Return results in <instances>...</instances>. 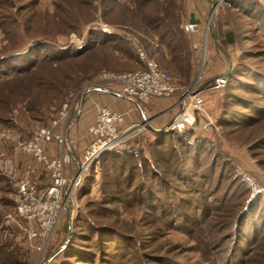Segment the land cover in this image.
Returning <instances> with one entry per match:
<instances>
[{
    "label": "rangeland",
    "instance_id": "obj_1",
    "mask_svg": "<svg viewBox=\"0 0 264 264\" xmlns=\"http://www.w3.org/2000/svg\"><path fill=\"white\" fill-rule=\"evenodd\" d=\"M246 1L251 0H215L216 7L208 6L206 23L199 29L188 22L190 0H0V67L7 69L0 70V264H60L61 252L73 246L78 253L87 252L84 254L89 263L93 261L90 264H153L155 260L159 262L156 264H164L165 260L179 264H264V206L251 201L248 204L227 169L220 181V162L214 173L209 171L210 166L202 160L206 156L210 164L212 154L208 151L202 158L193 154L195 161L191 165L185 158L180 159L187 151L183 146L179 148L171 139H164L167 144L160 148L162 158L175 155L174 161H180L173 168L160 163V175L144 183L156 193L152 196L161 200L158 208L163 207L166 213L160 219L135 200L144 188L139 185L137 192V182H143L139 173L113 171L108 161L101 160L104 156L85 172L76 173L74 166V162L81 165L91 142L89 130L97 108H108L95 103L92 112L86 113L84 105L91 90L119 91L118 83L102 80L103 76L144 70L138 56L141 51L147 61L169 77L176 91L170 97L138 103L149 111L143 120L136 116L137 120L126 122L125 113L118 112L123 115L118 130L128 134V139L116 151L133 149L149 158L153 139L168 134L165 127L187 112L195 122L181 134H190L192 141L198 143L204 141L207 148L217 147L264 190V117L250 111L264 112V97L247 86L248 78L239 76L246 66L264 73V37L256 34L252 22L243 15ZM252 1L264 5V0ZM175 20H179L184 48L168 54L157 37L170 29V22ZM189 24L194 26L192 32L185 31ZM150 25L154 29H149ZM93 32L118 36L129 48L122 40H116L111 47L93 49ZM228 33L234 35L233 44L225 42ZM86 43L91 52L81 51L75 56L74 50ZM26 50L27 54L21 56ZM40 61L43 62L32 74L22 70ZM234 68L238 74L230 80ZM17 69L22 70L20 75L7 76ZM221 78L227 83L216 89ZM196 96L202 100L200 112L192 109ZM131 108L138 113L133 104ZM230 112L236 117L228 120L236 123L220 125ZM82 115L90 119L85 127L88 143L65 168L66 178L76 176L78 182L70 190L68 202L61 201L60 219L50 241L42 248L37 238L30 240L25 231L38 236L41 230L37 222H29L18 214L19 206L25 203L19 186L26 184L31 188L32 202L55 201L49 195L53 171L47 165L68 153V125ZM53 121L56 125L52 136H62L64 146L56 141L37 143L48 160L40 162L26 146ZM209 122L211 128L205 129L203 126ZM135 125L144 128H134ZM171 143L178 147L176 152H170ZM161 180L172 188L160 194L157 191L164 188ZM103 193L109 197L124 196V203L104 206ZM172 201L181 209L170 208ZM237 214V221L228 223ZM87 220L106 228L107 237H113L108 238L113 240V246L102 249L105 260L98 257L93 247L95 236L91 239ZM195 234L204 242L194 241ZM123 237L139 241L141 247H122ZM75 260L78 257L70 260L71 264H82Z\"/></svg>",
    "mask_w": 264,
    "mask_h": 264
},
{
    "label": "trees",
    "instance_id": "obj_2",
    "mask_svg": "<svg viewBox=\"0 0 264 264\" xmlns=\"http://www.w3.org/2000/svg\"><path fill=\"white\" fill-rule=\"evenodd\" d=\"M110 1H113V0H105V2H107V3ZM244 4L246 7V10L242 11L243 15L245 16V18L247 20L252 22L251 23L252 28L254 29L256 34L257 35L259 34V35L264 37V5L259 4L258 2H255L252 0L246 1V2H244ZM149 29H154V28L150 25ZM157 38L159 39L158 42L161 44V46H163V50H165L168 54L171 53L170 50L176 51V50H182L184 48L185 41H184L183 35L180 34L179 20H175L174 22H170V29L166 28V30H164V32H162V34L160 36H158ZM224 38H225V42L227 44H233L234 43V35L232 33L226 34V36ZM92 39H93V42H92L91 46L94 45L93 49H98L101 47H111L110 44L114 45L115 44L114 42L116 40L117 41L122 40L123 45H125L127 49L129 48L126 41H124L123 39L119 38L118 36H115L112 34L106 35V34H102L99 32H93L92 33ZM87 44L88 43H86V45H84L83 47L76 49V51L74 50V52L76 53L75 56L79 55V53L81 51L82 52H86V51L91 52V50H90L91 46L89 44L88 45ZM94 47H96V48H94ZM27 52H28V50H26L25 52H23L20 55L24 56L27 54ZM77 52H78V54H77ZM70 53H68V55ZM73 57H74V55H73ZM263 58H264V55H263ZM42 62L43 61H40L38 64L35 63L36 65L34 64L35 66H33L32 68H23L22 70L26 71L27 72L26 74H32ZM0 68H1L0 70H7V69H4L5 67H0ZM245 68H246V70H240L239 76H244V77L248 78L250 80V82L248 83V85L240 82V80H236V82L240 85H244V86L247 85L250 88L256 89L257 90L256 92L264 97V73L260 72L259 69H253L250 66H248V67L246 66ZM22 70L17 69L16 72H12V73L8 74L7 76H10V77L18 76L21 74ZM237 70L238 69L234 68L233 71H231L232 73H231V75H229L228 79H230V80L235 79L234 76L238 74ZM7 76H4V77H7ZM2 78L3 77L0 78V81ZM226 83H227V80H226ZM252 85L254 87H252ZM250 111H251V113L258 114L262 118L264 117V112H261L262 111L261 109H253ZM235 117L236 116L233 114V112L232 113L230 112V114L228 116L222 118L223 121H225V122H221L220 125L221 124L224 126L233 125L234 123H236V121L230 122V120H228V119H234ZM166 138L171 139L177 145L179 144L178 145L179 148L183 146V148L187 150V151L185 150L186 153L184 152V154H183L185 156H183V157L180 156L181 157L180 159L185 158V160L190 162L191 165L195 161L194 156H192L193 154L197 155L198 158H202L201 156L204 155L205 151H208L209 154L211 153L212 154L211 161L212 160L213 161L212 162L209 161L210 164L207 163L208 159L206 156H205V158L204 157L202 158V160L205 162V164H208L210 166V169H208V170L211 171L212 173H214V171L217 169V163L220 162V165L218 166L219 171H220V175H221L220 181L222 180V172L225 169H227L229 171L231 177L233 178V180L235 182L237 181V185L240 188V189L238 188V191H239L240 195H242L246 198V202H248V204H250V201H251V204H253V202H254L256 204L258 203L257 204L258 206L260 204L261 205L263 204V206H264V190L259 189L255 185L252 178H250L246 174L240 172L238 165L232 159H229V157H227L222 151H219V149L217 147L212 148L210 146L207 148V147H205L206 143L204 141H202L201 143H198L195 140L192 141L190 134H187V133H183V134H181V133H168V134H161L159 136H156L153 139L152 147L154 149H153L152 153L151 152L149 153L150 154L149 158L144 157L140 151L133 150V149L130 150L129 152L128 151H121V152L113 151V152H110L108 154H105L104 157L101 158L102 161L105 160V161L109 162L108 164L112 168L111 170H113V171H118L121 173L122 172L124 173V171H128L127 173H131V174L139 173V176L141 177L140 179L142 180V178H143V182H141V184H139V182H137V185H136L137 192H138L139 185L144 186V188L142 189L141 194L139 196H136V198L134 196V198L138 204L141 203V205L143 206L144 209L149 211L151 214H154V215L150 214L151 216H155V218L157 217L158 219H160L164 210H163V207H161V209L158 208V207H160V205H158V204L161 202V200L155 199V196H152L156 193L150 192L149 187L144 185L145 180L150 179L153 181L154 178L156 179V177H158V175H160L159 174L160 168H162V167L173 168V166H175V164L179 163V161H180L179 159H176V158L174 161L173 157L175 155L170 159H168L166 157H165V159L162 158L160 148L166 147L167 142H164V139H166ZM175 144L171 143L170 152H176L178 147ZM212 145H214V144H212ZM206 148H207V150H206ZM160 163H164L163 164L164 166L161 167ZM126 178H128V176ZM161 181L163 182L162 186H164V188H161V187L159 188L157 193H160V194L163 193L164 191H167L166 189L172 188L164 180H161ZM234 187L235 186L232 185L231 189H233ZM144 191L146 193L143 194ZM173 191H175V190L173 189ZM231 191L232 190H230L229 192H231ZM115 192H117V191H115ZM104 193H103L102 200H101V202H102V204H104V206L107 204L108 205L112 204V203H120V204L124 203V199H125L124 196H113V197L110 196L109 197V195H105ZM169 194L174 195L172 193H169ZM142 195H145V196L148 195V196L143 197ZM151 198H154L155 200L153 199V201H152ZM171 198L175 200V198L173 196ZM141 199H143V200H141ZM255 201H257V202H255ZM168 206L172 209L174 208V206H176L177 209H181V207H178V205H175L173 201ZM174 210H175V208H174ZM174 210H172L171 213H173ZM203 210L206 211V209H204V206H203ZM164 213H166V212H164ZM164 215H163V217H166ZM238 216H239V214L235 215V218L230 217L231 220L228 219L229 220L228 223L229 222H236L238 219ZM87 221L89 222L88 227H87L88 231H90L91 235H92L91 239L94 238V236H95V241H94L93 247H95L97 254L99 255L98 257L100 258L103 254V250H102L103 248L109 249V247L113 246L112 245L113 240H109V239H113V237H110V238L107 237L108 233L106 232V228L94 225L90 222V220H87ZM187 222H189V221H187ZM120 234L122 235L123 233H120ZM195 235L196 236H194V241H197L200 243L204 242L203 239L201 238V236H200V238L202 240L200 238H198L197 234H195ZM122 236H124V234ZM125 237H128V236H125ZM123 238H122L123 241L120 242L122 244L121 245L122 247H128L129 248L132 245L134 247H137V249L141 247L139 241L137 242V241H134L133 239L131 240L128 238H124V239ZM84 253H87V252H84ZM84 253H82V252L78 253V250H76L75 246H73L70 249H65L64 251L61 252V256H62L63 260L60 262V264H71L70 260L77 259V257L79 259V260H75V262H77V263H80V262L82 264L92 263L93 262L92 260H90V263H89V260L87 259L88 256L85 255ZM142 255H144V254H142ZM104 256H105V254H104ZM262 257H264V254ZM100 259L105 260L106 256L103 258L101 257ZM262 260L264 262V258ZM156 263H159V262H157L155 260L153 262V264H156ZM164 264H179V262L176 261V263L175 262L172 263V262L165 260Z\"/></svg>",
    "mask_w": 264,
    "mask_h": 264
},
{
    "label": "built area",
    "instance_id": "obj_3",
    "mask_svg": "<svg viewBox=\"0 0 264 264\" xmlns=\"http://www.w3.org/2000/svg\"><path fill=\"white\" fill-rule=\"evenodd\" d=\"M193 29V25L189 24L185 26V31L187 32H192ZM138 52L139 61L145 66L144 70L119 75L107 74L103 76L102 80L118 83V93L125 98L133 100L136 104L143 103L152 98H166L172 96L176 89L170 83L169 77L160 72L154 63L147 61L144 55L140 53L141 51ZM225 82V78H221L216 82L214 87L220 89L224 87ZM201 104L202 100L196 96L194 98V106H192L193 111L200 112L202 110ZM64 111L63 107V112ZM96 112L97 117L89 130L91 142L87 150L84 152L81 165L76 163V173L78 174L88 170L92 164L97 163L105 154L122 149L128 139V134L121 133L118 130L119 125L123 122L122 114L113 112L105 107L97 108ZM63 115L61 114V117ZM194 122L193 115L185 112L178 117H175L165 127V132L182 133L190 129L194 125ZM55 125L56 122L53 121L52 126L40 130L26 146L28 149L27 151L31 152L33 157L40 162L48 160H46L44 154L36 147L37 143H50L56 141L57 144L64 146V139L62 136H52V130ZM211 126V122H209L203 127L208 129L211 128ZM134 128L143 129L144 126L135 125ZM73 161V157L66 151V153L63 154L62 159L51 161L47 165L48 168L53 171L51 175L53 182L49 195L51 194L55 201L52 200L40 203L32 202L30 200V197L32 196L31 188L26 184H20L19 186V194L22 196L25 203L19 206L18 214L29 222L32 220L37 222L39 229L41 230L38 236L31 230L25 231L30 240L37 238L39 243H41L42 248L50 241L55 226L60 219L63 210L61 207V201L65 203L68 202L67 197L70 190L77 185L78 179L76 176H73L70 179L66 178L65 168L69 165L71 166ZM9 178L10 176L6 174V179L10 181Z\"/></svg>",
    "mask_w": 264,
    "mask_h": 264
},
{
    "label": "crops",
    "instance_id": "obj_4",
    "mask_svg": "<svg viewBox=\"0 0 264 264\" xmlns=\"http://www.w3.org/2000/svg\"><path fill=\"white\" fill-rule=\"evenodd\" d=\"M211 1L212 0H190V13L188 15V22L196 24L199 29L203 28L206 23L207 13L209 14L208 6H212ZM213 28H216L215 24H213ZM214 39L216 40V37ZM221 51L223 53V49H221ZM91 92L92 93H90L87 98V103L84 105V107H87L86 113L90 112L93 109V105L95 103H101L103 106H106L111 110L123 114L125 113L126 122L137 120L136 116L143 120L146 118L147 115H149V111L145 107H141L140 105L136 104L133 100L121 96L116 90L111 92L110 90L106 91L103 89H95L91 90ZM131 104H133L137 108L138 113L131 108ZM83 116L84 115H82L78 120L73 118L72 123L70 122V124L68 125V127L70 128L71 126V128L70 130L68 128V130L70 131V135L68 137L69 140H67V143L69 141V145H71V147L69 150L67 145L66 147L68 153H70L73 158L78 156V154H80L81 152L80 150H83L85 146H87V141L89 139L86 137L85 127L87 125V122L90 121V119H85ZM50 154H53V152ZM74 166L76 167V162H74Z\"/></svg>",
    "mask_w": 264,
    "mask_h": 264
},
{
    "label": "water",
    "instance_id": "obj_5",
    "mask_svg": "<svg viewBox=\"0 0 264 264\" xmlns=\"http://www.w3.org/2000/svg\"><path fill=\"white\" fill-rule=\"evenodd\" d=\"M212 2V7H213V9L216 7V2H215V0H212L211 1ZM225 77V76H224ZM64 246H65V244L56 252V253H58L61 249H63L64 248Z\"/></svg>",
    "mask_w": 264,
    "mask_h": 264
}]
</instances>
